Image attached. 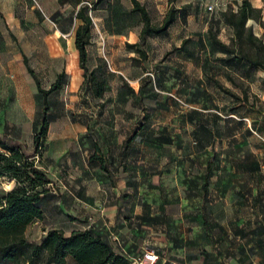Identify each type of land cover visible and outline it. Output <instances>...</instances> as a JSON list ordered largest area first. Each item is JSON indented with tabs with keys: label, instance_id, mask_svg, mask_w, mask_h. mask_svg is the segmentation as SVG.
<instances>
[{
	"label": "rangeland",
	"instance_id": "1",
	"mask_svg": "<svg viewBox=\"0 0 264 264\" xmlns=\"http://www.w3.org/2000/svg\"><path fill=\"white\" fill-rule=\"evenodd\" d=\"M62 1L0 0V74L12 81L1 89L0 136L27 156L36 155L33 140L44 109L25 59L44 90L61 73L68 76L64 88L48 96L47 148L37 157L56 198L46 204L45 220L27 228L26 239L40 244L49 230L70 236L92 226L108 234L116 252L127 251L134 260L152 249L158 264H219L220 259L232 264L227 250L233 247L241 256L244 246L250 259L258 260L256 238L238 239L235 232L264 227V136L254 123L264 118V72L259 70L250 86L220 74L240 102L214 85L205 92L191 61L210 56V32L231 43L222 13L236 8L235 0L177 1L174 7L183 15L166 34L146 37L141 47L146 59L127 48L141 42L143 28L131 0H86L93 25L87 67L89 78L106 80L102 99L92 96L83 71L77 75L74 39L80 23L73 14L78 7L75 0ZM249 1L264 10V0ZM139 2L159 27L168 1ZM249 25L263 44L261 52L253 48L251 54L264 61V22ZM210 58L215 63L222 55ZM201 125H213L218 138L209 139ZM104 160L109 173L101 170ZM208 161L212 176L204 204ZM13 188L11 179L0 178V196Z\"/></svg>",
	"mask_w": 264,
	"mask_h": 264
},
{
	"label": "trees",
	"instance_id": "2",
	"mask_svg": "<svg viewBox=\"0 0 264 264\" xmlns=\"http://www.w3.org/2000/svg\"><path fill=\"white\" fill-rule=\"evenodd\" d=\"M85 1L75 0L72 2L74 8L78 7L76 11L74 10L73 17L80 23L74 39L76 60L79 62L80 73L84 72V84L90 86L92 96L96 99H102L107 88L106 80L95 75L89 78L90 71L87 67V46L91 42L93 25L89 15V6L84 5ZM103 1L105 0H98L97 4ZM167 1L170 9L162 24L157 27L151 24L148 11L140 4L139 0H131L133 12L140 15L143 28L139 35L141 42L127 45V48L141 53L144 59H146V54L141 51V47L145 44L146 37H159L166 34L184 13L174 7V4L179 0ZM60 4H64L62 0H60ZM235 5L236 8L230 7L222 13L223 22L231 30L233 39L230 44H225L210 32L211 42L209 49H207L209 57L217 54L225 56V58L217 59L216 62L233 71H238L242 75H247L246 73L249 71L260 70L264 72V61L251 54L253 48L261 52L263 44L253 34L252 26L249 25L250 21L263 25V9L255 8L249 0H241L240 3L235 0ZM188 43L190 40L184 42L183 47ZM202 48L204 49V46ZM24 64L37 86L38 96L42 101L44 111L37 121L38 131L33 140L36 155L27 156L20 145L0 136V178L7 177L14 182V188L0 196V264H69V260H72L74 264H133L126 254L115 251L114 246L109 241L108 234L99 232L92 226L84 231L74 232L70 236H66L63 232L55 229L49 230L40 244H31L26 239L27 228L36 221L45 220L46 204L56 198L47 188L52 184V180L40 168L37 157H41L47 148L46 137L50 124L48 96L62 90L66 84L64 79H68V76L64 72L61 73L51 89L44 90L27 59L24 60ZM66 70L69 73V65H67ZM144 83H148V80ZM214 86L234 100L240 102L243 100L239 95L231 93L218 81H214ZM199 129L206 130L209 139L213 138L215 132H211L208 126L201 125ZM134 135H136V130H134ZM198 138L200 140L199 136ZM200 142L202 143V140ZM131 143L132 139L124 141L121 147V155L125 153ZM165 143H169V141L166 140ZM94 147L97 150V145ZM108 165L109 163L104 160L101 170L109 173ZM211 167L212 164L208 161L202 186L204 204L208 200L209 180L212 176ZM257 170L258 168L254 167V171L257 172ZM203 209L205 211V207ZM202 218L206 220V214H203ZM206 225L207 223L204 222V229L208 232ZM235 233L236 237L240 236L244 240L256 238V242L260 245L264 243L262 240L264 227L262 226L250 233H245L243 229H239ZM244 252L245 249L242 248L240 253L244 254Z\"/></svg>",
	"mask_w": 264,
	"mask_h": 264
},
{
	"label": "crops",
	"instance_id": "3",
	"mask_svg": "<svg viewBox=\"0 0 264 264\" xmlns=\"http://www.w3.org/2000/svg\"><path fill=\"white\" fill-rule=\"evenodd\" d=\"M258 8L262 9V7H258ZM262 20L264 22V10H263V13H262ZM222 58H225V56L222 55ZM216 60H215V63H212V59L210 57L205 58V60H202L200 58L194 57L191 60L192 61V65H193L194 69L196 70L195 76H197L198 81H202V83H204V85H205V87H204V91L205 92L209 91V87L212 88V85H214V81H218L225 88H227L229 90H232L231 88H229V86L226 85V83H224V81L221 80V77L218 78L220 76V74L226 76V78L229 79L231 82L233 81L232 80V76H234V77L236 76L240 80H242L243 82L247 83L248 86L256 83L258 75H259L258 71H249L248 73H246L247 75L237 74L236 71L231 70L227 66L221 65L219 62H216ZM211 64H218L219 67L210 66ZM78 74H80V71H78L77 75ZM205 80L209 81L210 85L207 84ZM5 81L9 85L12 84L11 78L8 77V79H3L1 74H0V100H1V97H2L1 89L3 87V82H5ZM9 85H7V87ZM13 85H14V83H13ZM9 88H11V87H9ZM195 88H196L195 91H198L197 85H195ZM204 91L202 90V92H204ZM2 101L3 100H1L0 102H2ZM262 115H264V112L262 113ZM254 123H256L255 126L260 131V134L262 136H264V118L262 120H258L257 122H254ZM209 129H210V127H209ZM210 131L211 132H215L214 136H213L214 140L216 138H218V136H217L218 133H216V131L214 130V126L213 125H212V129H210ZM258 187H259V183H257V189H258ZM219 189H221V187ZM111 223L112 222L110 221L109 224L111 225ZM104 226H106V224ZM236 238L239 239V237H236ZM262 240L264 242V236H263ZM255 243H256V245L253 248L254 249L253 252L259 254L257 256L258 260L253 261L252 259H250L249 254H248V249L245 246L243 247L245 249V252H244V254H242V256H239L237 250L235 248L231 247L230 249L227 250V255H228V258L231 260L232 264H264V243L262 245H260L259 243L256 242V240H255ZM248 248H252V247L249 246ZM253 249H251V252H252ZM242 259L244 261H242ZM223 260H225L224 257H223ZM245 260H248V261L245 262ZM218 262H219V264H221V259ZM222 264H226V263L222 262Z\"/></svg>",
	"mask_w": 264,
	"mask_h": 264
},
{
	"label": "built area",
	"instance_id": "4",
	"mask_svg": "<svg viewBox=\"0 0 264 264\" xmlns=\"http://www.w3.org/2000/svg\"><path fill=\"white\" fill-rule=\"evenodd\" d=\"M124 251V250H123ZM124 254L128 256L130 260H132L133 264H158V256L154 250H148L146 251L141 259L134 260L131 256L127 254L126 251H124Z\"/></svg>",
	"mask_w": 264,
	"mask_h": 264
}]
</instances>
